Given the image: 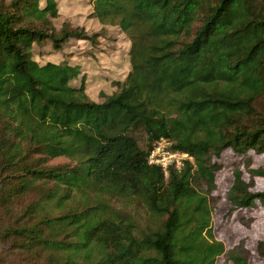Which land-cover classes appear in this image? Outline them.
<instances>
[{
  "label": "trees",
  "instance_id": "trees-1",
  "mask_svg": "<svg viewBox=\"0 0 264 264\" xmlns=\"http://www.w3.org/2000/svg\"><path fill=\"white\" fill-rule=\"evenodd\" d=\"M89 4L128 44L96 97L95 50L68 52L95 36L58 29L59 0H0V264H251L215 238L212 192L224 151L264 153V0ZM162 137L194 162L150 165ZM250 175L234 170L231 213L264 207Z\"/></svg>",
  "mask_w": 264,
  "mask_h": 264
},
{
  "label": "rangeland",
  "instance_id": "rangeland-1",
  "mask_svg": "<svg viewBox=\"0 0 264 264\" xmlns=\"http://www.w3.org/2000/svg\"><path fill=\"white\" fill-rule=\"evenodd\" d=\"M90 0H59L60 17L55 21L56 27L69 22L74 28L84 29L88 34L95 36L94 44L81 45L72 48L68 52H82L95 54L98 58H90V78L88 79L87 92L91 97L99 96L100 92L112 88L114 79H122L129 70L127 61V37H123L118 28L103 27L97 20L92 19L90 14L92 7ZM125 38V39H124ZM93 46V49H90ZM48 49V47H45ZM95 50V53H93ZM41 51H39L40 53ZM43 55L48 60L57 61L62 57L49 47ZM38 53V52H36ZM77 54V55H79ZM94 57H96L94 55ZM100 58V59H99ZM100 61V62H99ZM111 85V87H110ZM138 139L143 148H146V136L139 133ZM216 162L222 169L216 174L217 189L212 192V204L214 206L213 227L215 238L222 242L226 250L236 247L241 241L245 242L246 252L251 264H264L257 253V244L264 240V207L260 202L256 206L247 209L230 212L232 205L228 201V192L233 182V173L240 168L247 182L250 181L252 170H264V153L258 154L253 151L246 155H238L228 149ZM253 192L264 191V177L254 178ZM217 264H233L225 256L217 260Z\"/></svg>",
  "mask_w": 264,
  "mask_h": 264
},
{
  "label": "built area",
  "instance_id": "built-area-1",
  "mask_svg": "<svg viewBox=\"0 0 264 264\" xmlns=\"http://www.w3.org/2000/svg\"><path fill=\"white\" fill-rule=\"evenodd\" d=\"M149 164L161 167L168 177L171 169L182 170L187 162H194L190 154L174 150L173 141L170 138L162 137L157 140L148 156Z\"/></svg>",
  "mask_w": 264,
  "mask_h": 264
}]
</instances>
